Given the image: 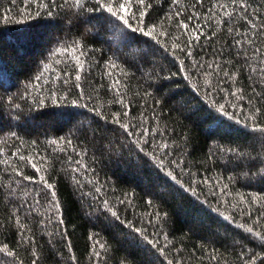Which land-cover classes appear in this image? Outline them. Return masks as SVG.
Segmentation results:
<instances>
[{
	"label": "trees",
	"instance_id": "trees-1",
	"mask_svg": "<svg viewBox=\"0 0 264 264\" xmlns=\"http://www.w3.org/2000/svg\"><path fill=\"white\" fill-rule=\"evenodd\" d=\"M55 5L0 0V264H261L264 0Z\"/></svg>",
	"mask_w": 264,
	"mask_h": 264
},
{
	"label": "snow or ice",
	"instance_id": "snow-or-ice-1",
	"mask_svg": "<svg viewBox=\"0 0 264 264\" xmlns=\"http://www.w3.org/2000/svg\"><path fill=\"white\" fill-rule=\"evenodd\" d=\"M68 2L69 0H64L65 4H68ZM50 3L53 6H56L55 0H50ZM133 3H135L137 6L145 5V0H95V6L93 8H88V11L99 13V15L95 17V19L97 20L109 17L115 18L116 21L121 22L127 29L131 30L132 32L139 31L143 35L151 36L153 39H155V36L151 31H146L144 28H132V24L129 21L130 19H136L135 13L132 12ZM87 4L88 0H72V7L77 9H83L87 6ZM43 6L45 8L49 7L48 4H44ZM137 10H139L138 7ZM105 14H107V17L105 16ZM47 15L51 17L52 12L49 11ZM139 15L140 17H143L145 13L143 11H140ZM185 27H187V25H185ZM76 79L79 80L80 77L77 76ZM0 127H2V125H0ZM33 167H35V165H33ZM49 187L51 186L49 185ZM9 255H11V253H9ZM261 264H264V261H262Z\"/></svg>",
	"mask_w": 264,
	"mask_h": 264
}]
</instances>
